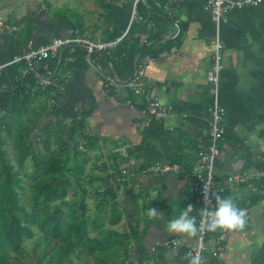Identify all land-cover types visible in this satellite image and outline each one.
Wrapping results in <instances>:
<instances>
[{
  "label": "crops",
  "instance_id": "1",
  "mask_svg": "<svg viewBox=\"0 0 264 264\" xmlns=\"http://www.w3.org/2000/svg\"><path fill=\"white\" fill-rule=\"evenodd\" d=\"M6 1H0V65L24 51L28 43L43 45L67 36L71 30L88 39L103 40L126 33L127 52L152 57L144 83L160 102L171 105L176 115L160 124V133L148 140V146H142V142L150 121L139 101L127 90L125 81L130 73L118 74L113 70L120 81L118 93L105 87L96 65L104 64L101 53H93L89 60L82 49L60 53L58 61L62 65L57 76L62 97L57 106L48 108L42 123L57 121L67 130L74 118L81 119L86 133L99 140V148L89 154L91 160L84 177L91 183L90 198L96 196L95 191L101 192L99 189L107 181L115 180V185H120L117 202L127 217L117 225V230L125 231L127 220L134 224L135 215L142 232V239L132 242L130 264H187L186 245L195 244L196 236L168 232L166 225L189 204L194 206L192 214L198 216V202L189 195V177L186 172H141L145 165L155 161L182 163L189 171L197 148L195 138L207 136L213 102L209 76L214 25L205 9L206 0H144L137 11L153 26L147 21L129 22L134 0H108L112 9L94 0H45L47 5L41 6L45 5L47 10L33 2L29 9L28 0L24 4L27 6L20 9L13 5V0ZM66 1L71 2L74 12ZM156 2L171 9L172 16L168 17ZM53 7L61 12L56 10L51 15ZM175 21L180 33L176 40H170ZM13 27L15 30L11 31ZM220 37V102L226 114L225 134L214 164L217 180L253 171L259 167L254 157L264 155V6L232 11L220 24ZM131 69L134 70V61ZM21 70L20 65L4 67L0 71V86L13 87L20 82ZM28 74H32L34 82L33 72ZM50 97L39 99L35 106L46 104ZM135 149L139 150L128 157L121 155V151L129 154ZM224 196H230L246 210L248 221L245 228L230 230L224 236V250L217 258L206 253L204 264H264V195L255 188L239 187ZM95 208L96 203L90 213ZM153 208L161 214L152 216L148 210ZM163 238L180 240L176 254L162 249L151 251L153 243Z\"/></svg>",
  "mask_w": 264,
  "mask_h": 264
},
{
  "label": "trees",
  "instance_id": "2",
  "mask_svg": "<svg viewBox=\"0 0 264 264\" xmlns=\"http://www.w3.org/2000/svg\"><path fill=\"white\" fill-rule=\"evenodd\" d=\"M94 1L112 9L113 0ZM125 42L126 38L117 47L115 55L123 56L113 61L112 71L131 75L135 54L126 51ZM53 62L50 67L58 71L62 62ZM31 75H24L12 91L0 93V264H28L21 256L26 252L24 242L33 239L35 264H127L132 242H139L142 232L135 215L134 224L127 220L125 231L112 228L127 217L117 202L120 185L105 182V190L95 191L94 212L85 203L91 183L84 174L99 140L86 133L81 119L74 118L67 130L57 121L42 125L48 107L35 103L50 97L57 86L32 94ZM159 128L160 124L149 123L142 146L157 137ZM7 142L12 154L3 149ZM25 180L30 182L27 202L21 200ZM70 191L75 199L66 200ZM198 217L199 212L197 222Z\"/></svg>",
  "mask_w": 264,
  "mask_h": 264
},
{
  "label": "built area",
  "instance_id": "3",
  "mask_svg": "<svg viewBox=\"0 0 264 264\" xmlns=\"http://www.w3.org/2000/svg\"><path fill=\"white\" fill-rule=\"evenodd\" d=\"M144 0H134L131 6L129 22L134 21L149 22L152 26L154 23L148 21L137 11V6ZM156 6L166 12L168 17H171V9L167 6L156 2ZM264 6V0H206L205 9L209 11L212 23L214 25V36L212 43L214 52L212 56V66L209 76V82L212 86L213 102L210 107V121L207 129V136H197L195 142L197 148L193 156V166L189 171L185 170V165L182 163H172L165 161H155L142 168V175H176L186 172L189 177V195L197 200L200 205L198 225L202 224L203 215L201 209L203 207H211L214 204V194H226L228 191L239 187L255 188L258 192L264 195V155H256L254 162L259 165L253 171H242L230 175H226L220 180H217L214 175V164L217 156L219 155L218 143L224 138L225 130L223 120L226 114V109L220 102V82L222 73V51L223 42L220 37V24L221 22L236 9H243L247 7ZM42 10H47L45 5H42ZM173 32L169 36L170 40H176L180 33L178 21L172 24ZM15 28H11L14 31ZM126 38V33L121 37L112 40L103 39H88L82 36L77 30H71L67 36L58 37L43 45H34L28 43L24 51L14 55V57L0 65V71L9 65H20L21 81L24 75L29 72L34 74V83L30 87L32 94L37 93L39 90L45 91L51 84L57 86V90L51 94L47 100L46 105L49 109L60 102L62 97V89L59 88V80L57 76V69L51 68L50 63L54 60L58 61L60 53L65 50L76 52L82 49L88 60L93 53H101L104 56L105 63L102 65L97 64V71L100 78L105 82V87L113 90L115 93L119 92L120 81L113 74L112 63L122 58L123 54L115 55L119 43ZM172 50H175L173 48ZM95 62V60H93ZM153 59L148 54L140 52L134 55V70L131 77L125 81V85L130 94L139 101L143 113L150 122L161 124L176 115L175 109L171 105L163 104L153 94L150 86L144 83L145 71L151 65ZM20 81V83H21ZM16 85L0 86V93H7L12 91ZM121 155L128 157L126 151H121ZM120 179H118L119 181ZM115 181V180H114ZM114 181L109 183L115 184ZM108 182V181H107ZM106 185L103 184L99 191L105 190ZM207 188V192L205 189ZM205 195L211 203L205 202ZM230 230L218 229L215 232L208 231L205 227L201 226L200 232L196 236L195 244L186 245L185 258L188 260L195 252L201 253L204 257L206 253L211 257L217 258L224 250V236ZM180 245V240L177 238H163L158 239L153 243L151 251L158 249L169 250L171 253L176 254V250ZM204 264V262H203Z\"/></svg>",
  "mask_w": 264,
  "mask_h": 264
},
{
  "label": "clouds",
  "instance_id": "4",
  "mask_svg": "<svg viewBox=\"0 0 264 264\" xmlns=\"http://www.w3.org/2000/svg\"><path fill=\"white\" fill-rule=\"evenodd\" d=\"M205 191L207 192V188ZM214 201L211 207L201 209L202 224L198 225L197 216L192 214L194 206L189 204L167 222L166 230L171 233H183L195 237L200 232L201 226L211 232L218 229L235 230L245 228L248 221L245 209L239 207L230 196L219 193L214 194ZM205 202L211 203L207 195H205ZM148 211L152 216L161 214L155 208ZM203 261L204 257L201 253L195 252L188 260V264H203Z\"/></svg>",
  "mask_w": 264,
  "mask_h": 264
},
{
  "label": "rangeland",
  "instance_id": "5",
  "mask_svg": "<svg viewBox=\"0 0 264 264\" xmlns=\"http://www.w3.org/2000/svg\"><path fill=\"white\" fill-rule=\"evenodd\" d=\"M1 2H7L6 0H0ZM14 1V2H13ZM13 5H17V7L22 8V7H25L27 5L24 6V4L27 2V0H13ZM29 2V9H31L30 5L32 4L31 2L33 3H38L40 6L42 3H44L45 5H47V1H42V0H28ZM34 5L37 7V5ZM66 6H70L69 8L71 9L72 12H74L76 9L72 6L71 2H68L66 1L65 2ZM19 5V6H18ZM58 11L60 9L56 8V7H53L52 11H51V15L54 14L55 11ZM56 11V12H57ZM63 11H65L63 9ZM61 12V10H60ZM45 103V102H44ZM45 124V122H43ZM42 123V125H44ZM220 143V142H219ZM219 143H218V148H219ZM3 149H5L9 154H12V150H11V144L10 142H7V144H5L3 146ZM31 171V164L30 162L27 163V173H30ZM29 181L28 180H25L24 182V191L21 192V200L27 202L28 201V198H29V192H30V189L28 187L29 185ZM86 191H87V198L85 200V203H86V206L88 207L89 211H92L93 207H94V204L97 203L96 202V198L95 197H92L90 198V196L92 195V190L90 189V187H86ZM94 196V195H93ZM75 199L74 195H73V191H70L69 192V195L68 197L66 198V200H73ZM59 203V202H57ZM115 229H120L118 226L114 227ZM33 242H34V239L33 240H26L24 242V249H25V253L22 254V259L27 262L28 264H35L36 263V259H35V256H34V252H33ZM127 264H130L129 261L127 262Z\"/></svg>",
  "mask_w": 264,
  "mask_h": 264
},
{
  "label": "water",
  "instance_id": "6",
  "mask_svg": "<svg viewBox=\"0 0 264 264\" xmlns=\"http://www.w3.org/2000/svg\"><path fill=\"white\" fill-rule=\"evenodd\" d=\"M22 102H23V98L21 99V103H20L19 107H17V110H19L22 107Z\"/></svg>",
  "mask_w": 264,
  "mask_h": 264
}]
</instances>
